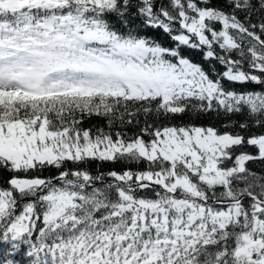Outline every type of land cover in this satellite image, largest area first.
I'll return each mask as SVG.
<instances>
[{
  "label": "snow or ice",
  "instance_id": "obj_1",
  "mask_svg": "<svg viewBox=\"0 0 264 264\" xmlns=\"http://www.w3.org/2000/svg\"><path fill=\"white\" fill-rule=\"evenodd\" d=\"M189 112L223 120L173 122ZM89 161L146 167H66ZM250 162L264 0H0V264H264Z\"/></svg>",
  "mask_w": 264,
  "mask_h": 264
},
{
  "label": "trees",
  "instance_id": "obj_2",
  "mask_svg": "<svg viewBox=\"0 0 264 264\" xmlns=\"http://www.w3.org/2000/svg\"><path fill=\"white\" fill-rule=\"evenodd\" d=\"M151 35H155L158 39L163 40L165 43H168L167 38L163 36L159 32L155 33H150ZM207 67V65H205ZM232 87L244 91V90H259V86H256L252 83L248 84H234ZM233 119H239L238 116L233 117ZM223 120V117H217L214 113H197V112H189L185 115L178 116L174 119V123H186V122H193L197 125H207L209 123L215 124L216 126H219L221 124V121ZM83 128H90L93 130V133H95L96 128H103L105 131H124L127 135H132L134 132L137 131V128L134 126H128L121 128L119 125L113 126V128L109 129L106 121L98 118V117H91V118H85L82 125ZM252 170L260 172L264 174V163L260 162H250L248 165ZM66 167L68 168H75V167H80V168H88L93 174H96L97 172H107L109 170H117L120 171L125 168H132V169H144L146 167L144 162H141L139 164L136 163H131V162H100V161H89L87 163H82L79 165H74L71 162H69ZM43 176H55L58 175L57 171L55 169H45L41 173ZM11 176V173L5 171H0V187H7V184L4 183L6 178H9ZM19 199V197H18ZM21 209L18 207L17 208V213ZM16 259L21 261V264H26V257L22 255H17Z\"/></svg>",
  "mask_w": 264,
  "mask_h": 264
},
{
  "label": "water",
  "instance_id": "obj_3",
  "mask_svg": "<svg viewBox=\"0 0 264 264\" xmlns=\"http://www.w3.org/2000/svg\"><path fill=\"white\" fill-rule=\"evenodd\" d=\"M26 199H30V198H26Z\"/></svg>",
  "mask_w": 264,
  "mask_h": 264
}]
</instances>
